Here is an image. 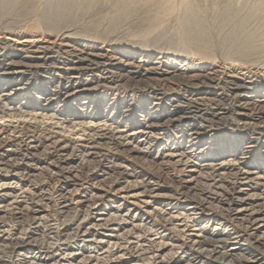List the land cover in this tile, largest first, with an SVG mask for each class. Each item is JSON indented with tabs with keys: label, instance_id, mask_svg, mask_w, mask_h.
Segmentation results:
<instances>
[{
	"label": "bare ground",
	"instance_id": "1",
	"mask_svg": "<svg viewBox=\"0 0 264 264\" xmlns=\"http://www.w3.org/2000/svg\"><path fill=\"white\" fill-rule=\"evenodd\" d=\"M21 1L0 0V16L3 15L4 17L6 12L9 13ZM39 1H42L43 8H39L41 10V12H38L39 20L37 22L33 21V24L38 26L39 31L42 27L46 31L57 34H68V27L70 25L71 27H73L72 25L75 26L80 19H84L82 17L91 14L94 8L112 3V0ZM114 1L116 5L112 7L110 4V6L115 10L120 6L121 9L123 7L122 12L125 11V7L128 10V7L133 5V10L130 9L129 12H134V9L138 6L143 8L139 10H145L149 13L156 9L157 12L153 15L146 13V19L150 21L148 28L144 27L145 30L150 29V31L142 29L144 30L143 34L147 32L146 37L162 29L155 23L158 17L160 21H157V23H165L175 17L179 22L178 33L181 36L179 42L184 49L183 51L190 53V55H196L203 60L205 59V61L211 59L213 62L216 59L213 54L214 46L212 45L213 40L210 29L207 26V20L203 17L204 14H202L204 9L201 11L200 6L196 4L197 1ZM230 1L222 10L221 15L219 14L220 20L216 26L218 33L222 36L221 50H223V54L229 62L242 61L248 64V61H254L264 55V3H255L252 0ZM121 9L119 10L121 11ZM129 12L124 14L128 15ZM92 13H95V10ZM119 15L118 18L121 19L122 14L119 13ZM125 17L127 18L126 15ZM113 19L115 20V18ZM156 26L158 28H154ZM94 27L95 25L91 29ZM162 27L164 28V26ZM77 31H75V34ZM103 35L100 36L103 37ZM143 36L141 35L142 38ZM145 36L144 38H146ZM111 39L110 41H112ZM142 41L145 42V40ZM40 49L42 50V48ZM47 49H44V51ZM44 51L40 53L43 66H49L52 63L54 65L63 63L54 60L49 55V51ZM135 54L131 51L124 54V56L128 60H133ZM3 55L9 57L6 53H0V58H5ZM15 56L17 55L15 54ZM72 56L73 61L68 64L78 65L76 68L73 67L77 71L92 70V66L100 63L94 58L95 56L92 57L83 51ZM150 56V53H147L146 57ZM18 58L20 59L19 62L13 61V63L7 64L6 67L0 66V85L8 88L11 86L8 82H13L16 79H28L26 70H12L11 68V65L29 62L23 56ZM103 59V57L100 58L101 61ZM177 60V57H175L168 64L173 65V62L175 63ZM68 64L65 65L68 66ZM110 71L103 75L102 80L106 83L121 82L126 86L137 88L139 86L150 88L152 87L150 85L155 84V82H167L170 79L168 77L169 71L162 72L160 69H151L150 67L134 72L124 70L122 67L121 71H116L117 73ZM171 79H176L178 83L184 84L187 88H197L201 84H209L207 78L205 81L198 80L196 82L195 76L191 75L186 76V78L177 75ZM33 80L35 79L33 78ZM68 83L71 84L72 81L69 79ZM219 84L221 82H216V86ZM24 86L26 87V85ZM87 86H89V83L85 81L82 87ZM83 88L77 91L83 93L85 91ZM247 89L245 85L233 84L228 86L226 91L228 95H225L226 93L216 95L210 92L215 96L209 99L215 104L216 108L213 109L200 103L207 101L204 100L208 99L207 97H203L201 100H190V105L187 108H182L180 100H172L171 106H174V108L170 112L169 118L152 116L158 113L160 109L157 105L152 109L154 112L149 113L148 118H143L141 122L135 123L130 121L128 112L123 110L125 108L117 113L111 107L114 104L113 102V104L106 107L105 113L107 114L94 116L98 118V121L87 123L84 118L77 119L73 117V119H70V122L77 125V127L81 126V121L86 122L83 124L86 127L88 126L92 132L88 139L84 137L86 140L63 135V128L60 130L59 127L65 121L60 120L59 116L55 118L56 120L59 119L55 123L54 121L53 123L48 121L45 124V122L38 121V119L45 117L46 113H37L36 110L32 109L33 107L29 106L28 101L21 102L20 106H14V102L10 97L12 94H6L7 91H5L3 95H0V118L2 117V120H4V117L7 116L8 119L10 117L14 120L17 117V123L13 124L10 119V121H6L9 122L8 124L0 122V264H264V161L257 164L256 159L251 160L248 156V146H243L245 141H247V145L248 141L252 143V138H254L248 140V134H245L246 131L255 133L258 131L260 135H264V118L257 125L249 123L250 116L244 112L242 105H240V102L245 99L243 96ZM70 91L73 90L67 89L64 93L70 94ZM150 94L156 96L158 93L152 91ZM195 94L199 95L198 93ZM54 101H56L55 98H51L46 102L45 107H51L55 103ZM228 101H230V104H227ZM91 104L92 102L84 101L82 107L87 106L94 109ZM98 109L99 111L96 113H102L100 107ZM101 109L103 110L102 107ZM178 113L180 115H177ZM53 116L51 115L49 118L54 119ZM100 118L103 119L99 120ZM127 120L130 124L127 122L125 126H122L124 121ZM198 120L203 123L206 122L207 125H198ZM182 124H185V128L190 131L188 143L193 146L192 148L200 149L204 145H210L206 153H204V149H202L203 155L184 151L185 148L182 145L185 143L178 145L177 142H174L175 145L172 147H164L160 152L156 150L158 139V134L156 136L154 133L156 129L164 131ZM227 124L230 127L228 131L232 136L212 139L209 142L204 141L203 133L217 134L222 131L220 128ZM67 134L70 136L69 133ZM221 138L223 139L221 142L225 141V143L218 146V141ZM234 142L236 146L231 148L230 145ZM41 143H49L60 153L78 150L79 148L85 150L84 153L90 158L102 154L107 157L117 156L122 160L120 163L108 160L105 166H98L92 175H88L87 179L91 178L90 182L95 181L93 184L95 185V191H97L95 194L86 192L84 179L75 180L73 177L69 179L68 176L66 181L63 180L61 189H58L61 201L58 209L56 208L58 210H56L57 215L64 221L62 224H58L59 220L56 215H50V210L45 208L47 206L45 201L47 202L48 196L54 197L55 188L48 194L43 188L42 182H40L41 185H32V176L30 175L35 171V166L32 168L28 161L26 162L23 159V154L20 152L22 148L26 149L29 154L37 152ZM99 145L105 148L98 149ZM213 148L215 149L213 150ZM242 148L244 149L243 156L238 158L237 151ZM262 148L264 149V145ZM110 149L112 150L110 151ZM82 158L81 156L80 159ZM140 159L151 165L159 166V168L161 166L166 171L169 169L171 171L174 167L177 169L181 167L182 169L178 172L180 176L175 178L177 180L178 177L176 190L170 191L166 186L152 182L153 178L149 174L142 176L141 172L134 170L132 163ZM18 160L23 163L14 164ZM59 168L61 167L59 166ZM65 172L64 170V174ZM117 177L119 178L117 179ZM125 178H129L130 181H125L121 185L122 180ZM169 179L173 181V179ZM257 188H259L258 193ZM108 202H112L113 205L107 204ZM74 213H76V216L74 215L75 220L72 218L66 220L69 214ZM226 220L235 223L236 225H232L235 227L231 228ZM26 222L30 225H24ZM260 247H263V250Z\"/></svg>",
	"mask_w": 264,
	"mask_h": 264
},
{
	"label": "rangeland",
	"instance_id": "2",
	"mask_svg": "<svg viewBox=\"0 0 264 264\" xmlns=\"http://www.w3.org/2000/svg\"><path fill=\"white\" fill-rule=\"evenodd\" d=\"M193 1H197L196 4L198 6H200L201 11H203V9H204L202 14H204L203 17H205V20H207L206 23L208 24L207 26L210 29L209 31H210V34H211V37L213 40L212 41V45L214 46L213 54H214V56H216V59H217V60L214 59L213 62L211 59L206 60L207 61L206 62L205 59L203 60L196 55H192V54L190 55V53H185V51H183L184 49L182 48V46L180 45V42H179L181 39V36L178 33L179 22L177 21V19L175 17L167 20L168 22L166 21L165 23H163V22L157 23V21H160L159 17H158L156 19L155 23L158 27H161L162 29L157 30L156 32H154L152 34H149V37H146L145 34L147 32H145V34H143L144 33L143 31L145 30V28H148V24L150 22L146 19V16H147L146 13L148 14L149 12H146L145 10H139V9H143V8H140V6H138L139 7V8L137 7L138 11H137V8L134 7V8H136V9H134V12H136V13L131 14L134 12H129V11H130V9H131V11L133 10L134 5L132 7H128V10H126V7H125L124 10L126 12L124 10H123L124 12H122L123 7L121 9L120 8L121 6L115 10L112 7L115 6L116 4H115V1L112 0L111 1L112 3H110L112 7L110 6V4H104L102 6L99 5V7H96V9L95 8L93 9V10H95V13H92L93 12V10H92L91 14H87V16L85 15L84 17H82L84 19H80L78 21L79 24L76 23L77 26H76V24H75V26L72 25L73 27H71V25H70L68 27L69 30L67 29V31H69V33H68L70 35L69 36L68 34H57L55 32L51 33V31H46L45 28H42V27H40V31H39V28L37 29L38 26H36L33 23L37 22V20H39V13L38 12L39 11L41 12L40 9L43 8V4H41L42 1H39V0H32V1L31 0H22L20 3H18L17 5H15V7L12 8L13 10H11L9 13L6 12L4 14L5 15L4 17H3V15L0 16V53H3V54L6 53L9 56V57H7V56L3 55L5 58H0V66L2 65L3 67H6L7 64L13 63V61L19 62L20 59L18 57L23 56V58L25 57L24 59L26 61H29V62H27L25 64L11 65V68H12V70H26L27 74H28V76H27L28 79H24V80L16 79L13 82L12 81L8 82V84L11 85L8 88L3 86V85H0V95L1 94L3 95L5 91H7L6 94L11 93L13 96L11 95L10 97H11L12 101L14 102V106H16V107L20 106L21 102H27L28 101L29 106L33 107L32 109L36 110L37 113H42V114L46 113V116L43 117L42 119H38V121L40 120L41 122H43V123L45 122V124H46V123H48V121H49V123H53V121L55 123V121L57 122L60 119L62 121H65V123L59 127L60 130L63 128L62 129V131L64 132L63 135L65 134L66 137H71V138L74 137L75 139L80 138V140H86L91 136L92 132H91V130H89L88 126L86 127L83 123H86V122L90 123L92 121H98V118H96L94 116L95 115H101V114L105 113V111L107 110L106 107H108V105L113 104V102H114V104H113V106L111 105V107H113V109H115L117 111V113L122 111V108H125L123 110H126L128 112V115L130 117L129 118L130 121H132L134 123L139 122V121L141 122V120L143 118H148V116L150 115L149 113L154 112V110H152V109L154 107H156L157 105L160 107V109H159L158 113L153 114L152 116L153 117L162 116L164 119H167L170 116V112L174 108V106H171L173 103L172 100H180V102L182 104L181 105L182 108H187L190 105V103H189L190 100H196V99L201 100L203 97H207L208 99H204V100H207L205 102H207L208 104L205 103L204 101L200 102V103L204 104L205 107H207V108L213 109V108H216L214 106L215 104L212 100H209L210 98L215 97L212 94L217 95V94H222V93L225 94L226 93L225 95H228V92H226L228 90V86L233 85V84L240 86V84H241V85H245L246 88H248V89L245 90V92H244L246 97L244 95L243 98H245V99H243L242 100L243 102L241 101L240 102L241 104L240 103L239 104L242 105V109L244 110V112L250 116L249 118L251 120H249V123L257 125L258 122L259 121L261 122L262 118H264V64H263L264 63V57H263L264 55L255 59L254 61H248V64H246L245 62H242V61H239V62L236 61L235 63L231 62V61L229 62V60L227 59L225 54H223L224 53L223 50H221L222 49V41H221L222 36L220 33H218L219 31H218L216 26L218 25V22L220 20V15L222 13V10L227 6L228 2L230 3L231 1L230 0H193ZM252 1L253 2L255 1V3H259V4L264 3V0H258V1L252 0ZM31 5H33V6H31ZM103 6H106V7H103ZM97 8H98V10H97ZM102 9H104V10H102ZM119 9H121V11ZM118 10H119V12H118ZM127 12H129L130 14H128V15H131V16L128 17L127 14H124ZM156 12H157L156 9H154L149 14L153 15ZM119 13L123 15V16L121 15V17H122L121 19L118 18ZM125 15L127 16V18L125 17ZM112 18H115L116 21L114 19L112 20ZM147 21H148V23H147ZM214 23H216V24H214ZM87 25H89V26H87ZM94 25H95V27H94L95 29L94 28L91 29V27H93ZM161 25L164 26L165 29ZM83 26H84V28H83ZM157 26L154 28H158ZM71 29H72V31H71ZM109 29H111V30H109ZM142 29H144V30H142ZM76 30H78V31L80 30V31L79 32L77 31L75 34ZM83 31H84V33H83ZM145 31L149 32L150 29H148V30L146 29ZM42 32H44V33H42ZM141 32H142V34H141ZM80 33H81V35H80ZM82 33H83V36H82ZM105 33L107 34V36ZM124 33H126V34H124ZM108 34H109V36H108ZM140 34L142 36L144 35L146 38H144V36H143V38H144L143 39ZM63 35H64V37H63ZM77 35H79V36H77ZM100 35L101 36L103 35L104 38L101 37ZM163 35H164V37H163ZM75 36H77V37H75ZM94 36H97L98 38L94 37ZM134 36L135 37L137 36V37L135 38ZM218 36H219V38H217ZM60 38H62V39H60ZM100 38H101V40H100ZM133 38L136 40V42ZM110 39L112 41H110ZM142 40H145V42ZM104 41H106V42H104ZM220 43H221V45H220ZM139 45H141V46H139ZM125 47H126V49H125ZM40 48H42V50ZM47 48H50V49H47ZM44 49H47V50H45L46 52L49 51L48 52L49 55L54 60L56 59L57 61L63 62V63H58L55 65L52 63V64H49V66L48 65L43 66V64L41 62L42 55L40 53L43 52ZM36 51H37V53H36ZM81 51H83L86 54L87 53L90 54V56H92V57L95 56L94 58L97 59L98 62H100V63L92 66L91 67L92 70H86V69L81 70V71L75 70L74 68L78 67V65H75L72 63L68 64V63L73 61L72 55H76L78 53H81ZM131 51H133L136 54H135L133 60H128L126 58V56H124V54L131 52ZM147 53H150V55H151L150 57H148L149 59L146 57ZM15 54L17 56H15ZM69 54H71V55H69ZM13 55L15 57H11ZM26 57H28V58H26ZM101 57L104 58L102 61L100 60ZM175 57H177L178 60L175 63L173 62V65H169L168 64L169 61ZM65 64H68V66H66ZM56 66H58V67H56ZM121 67L124 68V70H127L129 72L130 71L134 72L135 70L140 71V70H143L144 68H149V67L151 69L157 68V69H160V71H162V72L169 71L170 73H169L168 77L170 79H168L167 82L166 81H163L160 83L155 82V84L150 85V86H152L150 88L149 87L146 88L143 86H139L138 88L137 87H130V86H126L123 83L121 84V82L120 83L109 82V84H108V82L106 83L104 80H102L103 75L108 73L110 70L112 72L115 71V73H117L118 71H121ZM118 69H120V70H118ZM177 75L178 76L181 75L182 78L183 77L186 78V76L188 77L190 75L195 76L196 82L198 80L205 81L207 78L208 79L207 82H209V84L208 85L207 84L206 85L201 84L197 88L196 87L187 88L184 84L178 83L176 81V79H171ZM58 76H60V77H58ZM53 77H54V79H53ZM33 78L35 80H33ZM38 78L40 79V81ZM69 79L72 81L71 84L68 83ZM85 81H86V83H89V86L83 88L82 86H83V83L85 84ZM216 82H219V83L221 82V84L216 86ZM24 85H26V87ZM153 85H157V86H153ZM81 88H83L85 90L83 93L81 91H77V90H80ZM67 89H71L73 91H70V94H65L64 92ZM152 91L154 93L157 92L158 94H156V96H155V94H150ZM195 93H198L199 95H197ZM195 96H196V98H195ZM51 98H55V100H56V101H54L55 103L51 107L50 106L45 107L46 102L48 100H50ZM63 98L66 100V102ZM84 101L85 102L88 101L90 103L92 102L91 105L94 107V109H91L87 106H86L87 108L82 107V104L84 103ZM228 102H227V104H230V101H228ZM256 105H258V106H256ZM98 107H100V110L102 111V113H99V114L96 113L99 111ZM101 107L103 108V110L101 109ZM142 108H143V110H142ZM88 111H89V113H88ZM110 112H112V111H110ZM54 113H56V114H54ZM105 114H107V113H105ZM47 115H49V116H47ZM51 115H54L53 116L54 119L49 118V117H51ZM177 115H180V113H178ZM6 117H4V120H2V117L0 118V122L2 121L1 122L2 124L3 123L8 124L9 122L7 123L6 121L9 119L13 122V124L17 123V117H16V119H14L16 121L12 120L10 117H9V119H8V117L7 118ZM57 117L59 119L56 120L55 118H57ZM73 117L77 118V119L78 118H84L86 120V122H82L81 120H79V121H81L80 122L81 126H85V127H81V126L77 127V125H74V123L70 122V119H73ZM102 119L103 118H100L99 120H102ZM127 122H129V121L128 120L124 121V125L122 124V126H125L127 124ZM60 123H62V122H60ZM129 124H130V122H129ZM197 124L198 125L199 124L200 125L205 124L204 126L207 125L206 122L203 123V122H200L199 120L197 121ZM71 125L76 126V127H73ZM254 127H256V126H254ZM64 128H67V129L64 130ZM174 128L175 127H173V128L170 127L169 130H164V131L161 129H156V131L154 133L156 136L158 134V136H157V138H158L157 139V147H156V150H158V152H160L164 147H167V148L172 147L173 145H175L174 142H177L178 145L181 143L182 144L185 143L184 145H182L185 148V149L183 148L184 151L186 150V151H189L190 153L193 152L192 154L195 153L196 155L197 154L203 155L202 149L205 150L204 153L207 152V149L210 147L209 144L204 145L200 149L192 148L193 146L191 144L189 145V143H188L189 135L188 134L190 131H189V129L185 128V124L177 126L175 129ZM256 128H258V127H256ZM229 129H230V127L227 124V125H224L222 128H220V130H222L219 132V133H221V135H219V133H217V134H209V133L205 134L202 132L203 133L202 134L203 139L205 142H209V141H212V139L215 140V139H218L220 137L228 138V137L232 136L231 133L228 131ZM73 131H75V132H73ZM65 132L69 133L70 136ZM258 133H259L258 131H256V133L246 131L245 134H248V140H249V138H252V137H254V138H252L253 139L252 143H249L250 141H248V145H247V141H245V143H243V146L244 147L248 146V156H250L251 160L256 159L255 162L257 164H261L264 161V151H263L264 149L262 148V146L264 145V137H263L264 135H262V134L260 135V133L259 134ZM85 134H86V136H85ZM76 135H77V137H76ZM183 135H184V137H183ZM162 136H163V139H162ZM222 138L218 141L219 142L218 146L219 145L221 146L225 143V141L221 142V141H223ZM242 138L243 137L241 136V139ZM155 142H156V140L154 141V144H155ZM171 143H172V145H171ZM188 145H189V147H188ZM50 146H51V148H50ZM230 146H231V148L235 147L236 146L235 142L233 144H231ZM45 147H47L46 148L47 150L45 149ZM18 148H19V146L17 147V149ZM54 148L55 147L52 145H49V143H45V144L41 143L39 149L37 150V152L39 151L38 154H37V152H32V154H29V152H27L26 149H24V148H22V150L20 152L23 154V157H24L23 159H25L26 162L28 161V163L32 166V168H34V166H35V168H34L35 171L33 173H31V175H30V176H32V185L33 186H35L36 184L41 185L40 182H42L43 183L42 186L48 194L51 193V191L55 188V192L53 193L54 197H52V196L51 197L48 196L49 198L47 197L48 200H47V202L45 201V204H47V206L45 208L50 210V215H54V214L56 215V218L59 220V222H57L58 224H60V223L62 224L64 222L63 219L60 218L59 215H57V213H56V210L58 209V206H59L60 201H61V196L59 195L60 194L59 190L61 189L62 182L66 181L68 179V176H69V179H71L72 177L75 178V180L76 179L77 180H83L84 179L85 181H83V183L85 184L86 192H91L92 194H95L97 192V191H95L96 190L94 187L95 185H93L95 183V181L93 180V183H92L89 181V180H91V178H89V179H87V178L93 174V171H95L98 168V166H100V165L105 166L106 163H108V160L114 161L116 163L117 162L120 163L122 160L119 159V157H117V156L107 157V156H104L102 154L94 155L93 157L90 158L87 156L86 153H84L85 150L79 149V148H78L79 151L77 149H75V150H73L74 152L69 150V151L63 152V153L56 151V149H54ZM102 148H105V147L102 145L98 146V149H102ZM187 148H188V150H187ZM214 149L215 148H213V150ZM111 150L112 149H110V151ZM243 150L244 149L242 148L240 151H237L238 158L243 156L242 155ZM69 153H71V154H69ZM82 153H83V155H82ZM62 154H64V155H62ZM56 155H57V157H56ZM81 156L83 157L82 159H80ZM100 157H102V158H100ZM61 158H64V159H61ZM84 158L87 161H85ZM204 159H206V158H204ZM35 160H36V162H35ZM48 161H49V163H48ZM61 161H62V163H61ZM141 161H142V163H141ZM58 162H60V163H58ZM18 163L21 164L23 162L20 160H18L17 162L16 161L14 162V164H16V165H18ZM32 163H34V164H32ZM65 163H67V165H65ZM134 163H132L133 169L141 172L142 174L141 173L140 174L142 176H144L145 174H149V176H152V178H153L152 182L159 183L162 186H166L170 191H173V189L176 190V188L178 186V183H177L178 177H177V180L175 178H176V176H180L178 174V172L180 171V169H182L181 167H180V169L179 168L177 169L174 167L175 170L172 168L174 171L173 170L170 171V169L166 171L161 166L159 168V166L151 165L150 163H148L145 160H141V159L136 160V162L134 161ZM59 166L62 169L59 168ZM60 170H61V172H60ZM64 170L66 171L65 174H64ZM62 172H63V174H62ZM172 174H174V175H172ZM65 175L67 178L65 177ZM167 176L169 178L173 179V181H175V182L170 180ZM118 178L119 177H117V179ZM125 181H130V180H129V178L123 179L121 182V185L124 184ZM258 189L259 188H257L256 191ZM72 190H74V188H72ZM257 193H258V191H257ZM56 204H58V205H56ZM107 204L113 205L112 202H108ZM70 215L71 214L68 215L66 220H71V218L73 220H75L74 215L76 216V213L72 214L71 216ZM226 221H227L228 225L231 226V228L235 227V226H232V225H236L235 223L230 222V220H226ZM27 224H28V222H26L24 225H27ZM28 225H30V224H28ZM260 249L263 250V247H260Z\"/></svg>",
	"mask_w": 264,
	"mask_h": 264
}]
</instances>
